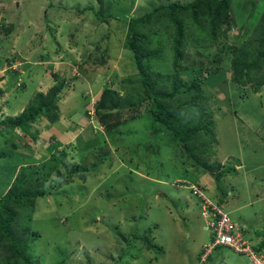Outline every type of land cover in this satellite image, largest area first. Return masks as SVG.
Segmentation results:
<instances>
[{"label": "rangeland", "instance_id": "374dc122", "mask_svg": "<svg viewBox=\"0 0 264 264\" xmlns=\"http://www.w3.org/2000/svg\"><path fill=\"white\" fill-rule=\"evenodd\" d=\"M165 1L188 0H4L6 6L0 4V68L1 64L8 65V59L24 62L23 53L28 57L33 54V58H38L37 54L51 56V49H56L53 41L56 34L65 43L67 33L74 29L72 26L80 30L99 20L97 11L99 17L113 13L121 15L120 18H104L103 34L97 35L96 40L85 34L81 38L84 41L80 39L77 42L80 45L73 47V53L67 56V60H73L76 73H71L68 68L66 77L74 74L82 79L92 71H98L101 76L102 83L91 88L92 93L87 83L83 93L77 90L78 96L85 94L89 97L91 113L96 112L95 96L102 98L105 105L113 101L109 94L102 93L104 89L110 88L108 90L117 93L118 101H115V108L107 118L109 122L105 124L115 128L109 132L111 137L106 135V129L104 132L100 129L99 135L104 133L106 136L103 135L102 143L84 157L71 147L64 156L60 153L55 155L62 157V177L74 169L76 165L72 164L76 163L79 167L84 164L89 172L82 177L80 172L73 174L70 171L69 179H62L54 189L56 193L37 200L30 225L31 230L40 236L23 243L24 251L36 261L35 264H203L192 252L208 238L200 255L206 258L212 250L203 256L204 248L212 242L213 234L205 228L202 205L188 184L202 186L206 196L217 202L226 213L231 212L229 215L235 219L239 214L248 218L256 213L259 218L249 220L264 221V213L255 211L263 204L259 201L261 197L255 194L264 179V84L254 91L251 83L244 85L236 80L229 49L241 47L253 34L264 11V0H232L236 25L233 23L230 28L222 25L217 39L210 44L194 43L192 35L187 32V46L180 61L182 69L175 70L181 80H187V75L207 72L198 82L201 98L197 105L190 103L193 90L181 85L174 89L171 87L172 79L165 77L170 71L167 66L173 60L171 49L164 51L167 53L164 57L151 61L153 67L147 73L157 72L156 76L160 74L162 77L156 85L157 94L171 95L159 97L160 100L168 108L179 106L175 129L179 134L182 131L188 133L189 137L184 140L151 120L147 90L132 52L124 45L128 18ZM53 18L61 21L55 25ZM95 25L100 27L99 22ZM109 26L119 30L110 33ZM241 29L245 31L243 35L240 34ZM259 30L264 35V28ZM9 32L8 40L1 37ZM44 44L47 50L38 46ZM256 46V50L262 49L259 44ZM249 59L264 64V54L257 51ZM256 68L252 71L255 72ZM6 71H10L9 68L0 69L1 74ZM77 73L79 75H75ZM16 75L18 78L23 76L22 73ZM3 82L0 80V152H7V161L10 157L17 159L12 163L14 173L4 188L5 192L22 166H30L23 168L31 174L26 183L30 186L34 175H41L45 168L49 169L51 155L41 161L38 159L37 163L33 161L31 165L28 164L30 160L21 165V160L16 158L19 149L31 147L32 152L40 150L29 137L37 136L34 123L42 110L26 129L5 127L3 122H13L19 114L7 116L5 105L9 102L6 93L11 91L15 94L17 91L10 84L5 88ZM62 82L64 84V80ZM18 84L15 83L16 87ZM68 85L72 86L67 82ZM49 90L42 93H49ZM95 117L97 122L100 121L96 113ZM98 125L103 128L102 122ZM38 142H43V139ZM236 158L243 162V176V169L237 173L231 169H235ZM226 167L230 168L222 169ZM223 170L226 172L220 177L213 176ZM10 173L6 171L7 175ZM199 174L209 175L208 182H204ZM57 175V172H51L46 185L55 183ZM250 176H253L252 180ZM3 183L2 178L0 186ZM241 205L240 211L233 210ZM17 220L11 227L16 236L23 238L18 223L23 218ZM246 240L253 246L249 239ZM7 246V242L0 245V264H24L20 257L9 262L13 250ZM214 248V253L204 264H250L246 256L232 247L220 244Z\"/></svg>", "mask_w": 264, "mask_h": 264}, {"label": "trees", "instance_id": "16d2710c", "mask_svg": "<svg viewBox=\"0 0 264 264\" xmlns=\"http://www.w3.org/2000/svg\"><path fill=\"white\" fill-rule=\"evenodd\" d=\"M231 1L232 0L165 1L166 3L160 2L156 7L151 8V10L147 12L140 13L139 11L131 15L127 20L124 45L126 49L132 52L138 73L147 90L146 94L148 96V101L151 103L149 108L152 117L151 120L165 126L167 128L166 130L170 134H175L178 139L184 140L189 137L187 132L182 131L180 132L181 134H179L175 129L178 125L177 114L179 111L177 109H179V106H175L174 108L171 106V108H168L166 104L160 100L162 96L169 97L171 95L163 94L159 96V94H157L156 85L162 77L160 74L156 76L157 72L148 74L147 70L153 67L151 61L164 57L167 54H164V51H166V49H171L172 52L170 54L173 60L171 64L167 66L170 71L165 74V77L169 80L172 79L171 87L174 89H177V87L181 85L187 90H193L192 101L190 103L197 105L199 103L198 100L201 98L200 92L198 93V82L203 79V73L206 75L207 72L203 71V73L200 72V74H195V76L187 75V80H181V77H178L176 71L182 69L180 61L182 60L184 48L187 46V32L192 35L191 38H193L194 43H197V41L202 44L214 42L217 39L219 29L222 25H226L228 28L233 27L234 19ZM96 16L101 21H105L104 18L106 17H121L118 13L99 17L98 11L96 12ZM260 28H264V11L258 21V25L253 29V34L242 43L241 47L232 46L229 48L232 51L231 65L234 68V77L244 85L251 83L254 91L259 89L260 84H264V64L256 63L255 60L252 59H247L252 56L255 51L264 54V35L261 34ZM257 44L262 47L260 51L256 50ZM253 66H257L258 69ZM253 68H256L255 72L252 71ZM61 85L62 83L53 86L50 88L49 93L46 94L37 92L31 99V102L18 116H16L15 120L13 122H3L4 126H20L26 129L27 126L34 121L35 116L40 110L44 109L55 113L54 109L57 107L56 95L59 88L62 87ZM108 89L110 88L104 89L102 93L105 95L109 94L114 98L113 101L109 105H105L102 98H98L95 102L96 112L94 113L100 117V121L103 124L109 122L107 119L109 112L115 108V101H118L117 93ZM114 94L116 96H114ZM109 125L110 124L107 126L105 125V127H107L106 135L111 137L109 132L114 126L111 127ZM187 150L191 152L190 148ZM6 153L4 151L0 152V179L3 178L4 182L3 185L0 186V193L4 192L6 184L14 173V169L11 167L13 161H17V159L14 160L11 157L10 160H12H9L10 162L7 161L5 157H9ZM65 154L66 152L62 150L61 155L64 156ZM61 162L62 157H57L54 153L51 154L49 169L47 170V168H45L41 172V175H34L30 186L26 185V183L29 181L31 174L25 170L30 166H22V168L17 170L14 178H12L10 185H8V189L4 194H0V245H4L5 242H7V247H12L13 254L9 258V262L15 261L17 257H20L24 264L36 263V261L31 260L30 254L24 251L25 246L23 243H25L26 240H31L34 237L40 236L37 231L31 230L30 225L37 200L56 193L54 189L56 187L58 188L60 181L69 179L67 177L70 176V171L73 174L80 172L82 177L84 174L88 173V171L72 168L62 177L60 169ZM228 168L230 167H226L225 170ZM231 169H233V167ZM7 170L9 173L12 172L7 175ZM225 170L213 176L217 178L218 175L220 176V174L226 172ZM51 172L58 173L57 181L55 183L52 182L51 185L48 186L46 182L49 180ZM21 218H23V221L18 223H20V227L22 228L23 238L16 236L17 233L11 227L14 222L18 221L17 219ZM6 262L8 261L6 260Z\"/></svg>", "mask_w": 264, "mask_h": 264}, {"label": "crops", "instance_id": "0c3cea01", "mask_svg": "<svg viewBox=\"0 0 264 264\" xmlns=\"http://www.w3.org/2000/svg\"><path fill=\"white\" fill-rule=\"evenodd\" d=\"M3 3V6L5 7L6 4H4V0H0V4ZM1 10V9H0ZM5 13V12H4ZM92 15V14H91ZM85 17V16H84ZM81 17H78L80 20ZM55 25L61 21V19H55ZM86 19H89L86 17ZM97 22H99V25H95ZM110 23V22H109ZM88 24V23H86ZM105 21H99L94 20L93 25L91 26H83L80 30H77L76 26L74 29L69 30L67 33L68 38L65 40V43H62L57 38V31L56 35L54 36L53 41L55 42L56 49H51L52 54L51 56L43 55V54H37L38 58H33V54L28 57V55H24L23 58L24 62H15L16 58L13 60L8 59L7 64L8 65H2L1 68L3 69L5 67L9 68L10 71H6L4 74L0 75V80L4 81L6 87H15V94H13L11 91L7 92V99L9 104L5 105L7 106L6 112L7 116L9 117L13 116V114H20L23 109L24 105L27 101H29L30 98H32L37 92H46L51 86L58 82L62 83V87L59 88V91L57 92V101L56 105L58 109H54L55 113L49 112L47 110L42 109V114H40L36 119L34 123V128L36 129V138L35 137H29L33 140V144H38V147L40 150H34L32 152L31 147L29 149H19V156L16 157L21 160V165L24 164L26 160H30L28 164L35 161V163L38 162V159L41 161L46 157H49L51 154H61V151L64 150L67 152L69 147L73 148L77 152H80V154H84L83 157L88 153V151H92L96 149L97 146L100 145L103 141V137L106 136L104 133L99 135L101 131L104 132L106 129L105 124H103V128L99 127L98 123H101L99 120L97 122V119L95 117V113H91L90 111V103L89 97L85 96L83 94L82 96H78L77 90L79 89L83 93V88L85 87V83L88 84L89 92L92 93L91 88H94L97 86V84H101L100 81L101 76L98 71H92L87 73L85 76H82V79L80 77H75L74 74H71L66 77L65 72L68 70V68L71 69V73H76V67L73 63V60H67V56L69 54L73 53V47L76 48L79 45L77 44L78 41L86 34L89 35V39L96 40V36H101L103 34V31L105 27ZM1 25V24H0ZM95 25V26H94ZM236 25V22H234V26ZM225 26V25H224ZM222 27V26H221ZM237 29V28H236ZM58 30V29H57ZM74 31H76V34H74ZM114 30H119L118 28H108V31L110 33L114 32ZM245 31L242 29L240 30V34L243 35ZM10 36L9 33L3 34L1 36L3 39L8 40ZM75 36V38H74ZM77 36V37H76ZM17 38V37H16ZM78 39V40H77ZM76 43H75V42ZM83 42L84 39H81ZM83 44V43H82ZM41 46L43 50H47V47L44 45H38ZM13 57H16L14 54ZM17 65L15 66L14 64ZM18 69L17 72L14 68ZM72 66V68H71ZM22 73L23 76L17 77L16 74ZM75 75H79L78 73ZM25 77V78H23ZM23 78V80H22ZM94 79V81H91ZM64 80V84L63 81ZM20 81H23L22 83ZM67 82L72 84V86H67ZM18 84V87L16 85ZM10 84V85H9ZM21 84V85H20ZM89 84L91 86L89 87ZM9 85V86H8ZM15 85V86H14ZM65 85V86H63ZM0 86H2L0 84ZM4 88V89H5ZM65 88V89H64ZM3 89V90H4ZM74 89L76 93L74 92ZM87 93V92H86ZM22 94L24 96H22ZM96 100L99 98L98 96L94 97ZM93 99V98H92ZM41 112V111H40ZM46 119L49 120V122H46ZM101 129V131H100ZM104 129V130H103ZM104 135V136H103ZM39 139H43V142H38ZM85 151V153H82ZM39 154V156H38ZM33 155V158H32ZM41 155V156H40ZM236 162L234 163L233 171L236 173L243 169L242 176L245 174L244 171V165L243 162L240 160V158H236ZM31 165V164H30ZM75 166L76 169L88 171L83 166L84 164L79 165L72 164V166ZM225 169V168H222ZM221 169V170H222ZM227 170V169H226ZM89 172V171H88ZM201 178L204 180V182H208L209 175L205 174H199ZM237 175V174H236ZM218 177H220L218 175ZM217 177V178H218ZM251 180L253 179V176H250ZM216 179V178H215ZM154 182L158 181V179H152ZM175 180H178L175 178ZM247 180H250L247 178ZM71 182V181H70ZM253 183V182H252ZM261 187L257 189V193L255 194L256 197H261L259 201H263V204H260L259 210L255 209V211H259L264 213V179L262 180ZM203 185L206 186L205 183ZM212 189V187H211ZM250 203L251 205L254 203ZM243 205L234 208L235 211H240L242 209ZM229 212V211H227ZM231 212H229L230 214ZM231 216V215H230ZM238 219H235L231 216V218L234 220L236 224L241 228L242 234L246 239H249L253 247L260 251L261 253L264 252V221L260 219L256 220H249L250 218L258 217L256 213H254V216L252 215L248 216V218L241 216L239 214ZM259 218V217H258ZM264 219V215H263ZM208 240V238H207ZM205 240L198 250H194L192 252L193 256H195L198 259L199 263H207V260L210 258V256L214 253L215 249L212 250V252L206 257L201 258L202 253V246L207 241ZM264 254V253H263ZM249 264V263H248Z\"/></svg>", "mask_w": 264, "mask_h": 264}, {"label": "built area", "instance_id": "2783aa9c", "mask_svg": "<svg viewBox=\"0 0 264 264\" xmlns=\"http://www.w3.org/2000/svg\"><path fill=\"white\" fill-rule=\"evenodd\" d=\"M188 188L200 200L205 228L213 234L212 242L204 248L203 256L208 255L214 246L222 244L232 247L236 252L246 256L250 260V264H264L263 253L255 250L249 244L244 238L241 228L230 215L223 211L217 202L208 198L200 186L188 184Z\"/></svg>", "mask_w": 264, "mask_h": 264}, {"label": "clouds", "instance_id": "9594fccd", "mask_svg": "<svg viewBox=\"0 0 264 264\" xmlns=\"http://www.w3.org/2000/svg\"><path fill=\"white\" fill-rule=\"evenodd\" d=\"M197 186H199V185H197ZM201 187V189L203 190V192H205V190H204V188L202 187V186H200ZM192 192V191H191ZM194 195V194H193ZM195 196V195H194ZM196 197V196H195ZM197 198V197H196ZM198 199V198H197ZM199 200V199H198ZM231 217V216H230ZM233 220V219H232ZM234 221V220H233ZM252 246V245H251ZM253 247V246H252ZM254 248V247H253ZM255 249V248H254ZM213 250V249H212ZM256 250V249H255ZM260 252V251H259Z\"/></svg>", "mask_w": 264, "mask_h": 264}]
</instances>
